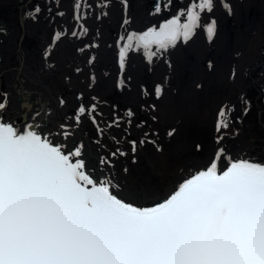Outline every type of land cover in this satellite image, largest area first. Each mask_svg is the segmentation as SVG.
<instances>
[{"label":"snow or ice","instance_id":"snow-or-ice-1","mask_svg":"<svg viewBox=\"0 0 264 264\" xmlns=\"http://www.w3.org/2000/svg\"><path fill=\"white\" fill-rule=\"evenodd\" d=\"M171 3L166 0L163 7ZM219 3L232 15L227 0ZM215 4L216 0H190L186 9L158 29L127 35L119 48L121 70L129 51L143 49L151 62L179 41L187 43L201 28L211 42L217 21L202 20ZM74 9H81V0H74ZM160 12L157 0L155 13ZM55 39H60L59 33ZM161 92L157 85V98ZM240 101L247 115L248 101L243 96ZM4 108L0 102V110ZM233 111L234 106L224 105L217 113V144L223 139L222 130L226 132L232 123ZM86 114L97 123L96 106L83 104L75 122L79 124ZM67 127L62 124L59 134L69 135ZM51 135L35 130L18 134L14 126L0 123V264H264V163L241 159L218 173L217 161L225 154L218 148L206 169L182 182L164 201L137 207L118 196L114 191L118 185L110 179L97 180L86 171L85 161L79 159L81 147L65 152L53 144ZM130 143L135 153L137 141ZM117 154L126 155L119 148L111 155ZM100 163L111 161L101 157Z\"/></svg>","mask_w":264,"mask_h":264},{"label":"bare ground","instance_id":"bare-ground-1","mask_svg":"<svg viewBox=\"0 0 264 264\" xmlns=\"http://www.w3.org/2000/svg\"><path fill=\"white\" fill-rule=\"evenodd\" d=\"M20 1L23 2L24 0H20ZM33 2L34 3L38 2V0H34ZM17 3L18 2H16L12 7L13 13L16 16V20H15V23H13V26L11 22L10 23L7 22L6 19H4V17L1 16V14L5 11L3 9H5V7L9 5L3 4L0 6V28L2 27L5 30L3 31V33L5 34L3 35L0 34V52H1L0 54L9 53L7 50L4 53L2 52L4 51L3 50L4 47L2 45L5 42H7L9 39L12 40L14 35H16L14 38V43H13V48H12V51H14L13 53L14 60L12 59V57H9L10 56L9 54L8 57H4V59L2 60L3 62H0V102L5 103V108L3 110H0V123H7L12 126H13V123L17 125L19 124L20 128L17 129V132L18 134H23L24 126L26 124L38 122L39 127L36 128V131H38L41 134H45V135L48 133H52V135L49 136V139L53 142L55 146H61L65 152L73 149L74 146L81 147L82 156L79 159H83L85 161L87 165L86 171L91 173L92 176H94L97 180L110 179L114 185H118V187L114 189V191L118 194V196L122 198L124 201L132 204L133 206H137V207H152L164 201L170 194H172L175 190L178 189V186L182 182L190 178L192 175L196 174L198 171L206 169L209 166L210 162L213 160L218 148H223L225 150V154L222 157V159L217 161L218 173L222 172L223 170H226V168L230 166L232 162H235L241 159L264 163V101L262 100V98H264V78H261L259 76V72L261 71L260 69L258 70V69H255L254 67L250 69L245 68L243 72L249 76V79L245 78L241 82L239 81L240 85H237V87L233 85L227 86V88H232V89L239 88L238 89L239 92L238 94H236L237 96L233 97V99L235 100L238 99L236 100L238 102L240 101L238 97L243 96L248 101L249 111L247 115H243L244 107L239 106V104L233 105L234 106V111H233L234 113L232 112L233 117L230 116V119L232 121V123L230 124V127L232 128L228 129L226 132L224 130L222 131L223 139L221 140L219 144H217L216 138L220 134H218L216 131H208L209 138H208L207 144L205 145L197 144L201 146L200 150L197 151V148H196L197 145L195 141L194 140L189 141L187 138L186 132L188 130L187 131H174L172 136L168 135L169 131H164L160 133L161 131L159 132V131L150 130V134L146 135L145 138H148V140L150 139L151 141L156 142V141H159V139H161L162 137H167L171 139L170 143L172 141L173 143L175 142V145L177 144L175 147L177 149H175V151H173L172 153L170 152L169 154H167L166 152H162V153L160 151L158 152L153 149L154 147H152V149L155 151L153 153L147 149V145H144V146L139 145L135 153H133L132 149L130 148V145H128V143L126 142L131 139V138L129 139L130 135H138V131L136 130L134 131H122V130L121 131H108L107 121H106L107 117L103 121L105 128L102 129V127L99 128L95 126L96 123L94 124L92 122V117L88 116L87 114L84 117H81L80 123L77 124L75 122V115L77 113L78 108L82 104L77 103L75 102V100H73L72 98L73 94L67 88L69 84H64V83L61 84L57 82L53 75L55 71L52 70L51 68H47V69L43 68L42 78L40 77V75L34 74V71L38 72L40 70L37 67L33 68L28 65V59L30 58L31 53H27V50L23 49L26 47L27 44H29V39H28L29 36L27 34V31L29 30L31 25H34V24L36 25L39 22H43L44 19H46V21L44 20L45 23L49 25L51 23L50 21L52 18L51 16H43V18H41L42 15L40 12H38L33 17V18H38V20H33V19L29 20L24 17L20 9H23L24 7L27 8L28 12L30 13V16H32L33 15L32 5L27 6L26 4L22 3L23 7L21 5L22 8L21 7L17 8V5H19ZM49 3H50V0H49ZM50 4H53V3L51 2ZM17 18L18 19L23 18V19L21 22L18 23ZM11 40L9 41V43H11L12 45ZM24 45L25 47H23ZM252 65L253 64H251V66ZM231 70H234V69H231ZM76 73L78 74L77 71ZM236 73L238 74V72ZM11 76L14 78L12 82L9 81ZM81 79H84V78L82 77ZM10 86H11V89H10ZM224 88H226L225 85H224ZM12 89L15 92L14 94L15 101L18 102L17 103L18 107L17 105L12 104V95L14 93V92L12 93ZM86 89H87V92H86L87 95H84L83 104H85V106L90 107L91 103L93 102L90 100L91 99L90 97L88 98L86 96L93 95L95 89L94 87H91V82L88 83ZM181 90L183 91V89ZM108 93L109 92L105 91V88H104L103 93L101 92L102 96L100 100L102 102L100 103V106L96 108V111L98 109V113L102 112V114H107V116H108V107L111 104V99L108 96ZM17 97H20V100L17 99ZM228 97L227 99H225L226 97L224 98L225 102H229L228 99H230L231 96L229 98ZM61 100L64 101L63 104H61ZM27 101L32 103L31 107L28 106ZM22 103H23V106H22ZM41 105L43 107H40ZM126 109L128 108L126 107ZM175 109L176 108H174V112L178 110V109L177 110ZM35 111H39V112L34 113ZM22 115H24L25 121L21 122L20 116ZM118 116H115V117H118ZM98 117L99 115L97 114L96 118ZM237 119H239L240 121L239 123L235 122ZM62 124L68 126L66 131H68L69 135L64 136V135L59 134L61 133ZM157 125H156V129H157ZM185 128H188V127H185ZM117 141H119V143H117ZM118 148L124 151L126 155L120 156L119 154H117L116 156H112L111 154L113 152H116ZM101 157H108L111 161L110 165L108 164L102 165L100 163ZM125 169H127V171H125Z\"/></svg>","mask_w":264,"mask_h":264},{"label":"flooded vegetation","instance_id":"flooded-vegetation-1","mask_svg":"<svg viewBox=\"0 0 264 264\" xmlns=\"http://www.w3.org/2000/svg\"><path fill=\"white\" fill-rule=\"evenodd\" d=\"M15 1L19 4L17 8L21 5L23 7V4L32 5V16L27 8H19L24 17L29 20H38L33 17L37 14L35 9L39 6L41 15H53V6L51 7L49 4L55 0H50V3L49 0H38L35 3L34 0H24L23 2L0 0V6L11 5ZM125 2L127 8H125ZM165 2L166 0H161V12L158 14L155 13L157 0H81L79 11L74 9V0H62V2L59 0L58 3H55V10L58 20L64 23L62 30L74 27V32H79L83 39L92 36L93 32L98 33L99 38L97 37L96 42H90L94 54L91 53L88 58L97 65L98 52L104 50L107 52L105 56L107 65L115 68L113 82L117 93L135 92L133 97H137L139 92L143 99L148 98L157 103L165 94L171 93V89L165 93L168 84L173 85L172 94L174 96L178 94L177 85L186 86L189 88L188 90H194L195 95L188 97L186 94L185 100L188 98L190 101L185 104L195 102L198 111L205 109L209 114V121L212 118H217L219 109L225 104H229L230 107L238 104L244 107L240 101H236L238 99H233L237 96L239 88L232 89L227 86L237 87L242 80L249 79V76L243 72L245 68L260 69L259 76L264 78V0H227L232 8V15H228L219 0H216L213 12L205 14L202 20V23H207L210 18L217 21L216 34L211 42L208 41L206 33L201 28L187 43L179 41L176 47L169 48L166 52L157 53L151 62L148 61L143 49L131 50L126 57L125 67L122 71L119 64V48L126 42L127 35L133 32L141 34L150 27L158 29L161 23L172 18L180 9H186L190 0H183L182 3L180 0H172L167 9L163 7ZM60 12H63L64 15H58ZM81 16L83 18H80ZM125 19L128 20L127 24L124 23ZM81 25L84 27L81 28ZM104 25L106 34L102 31ZM3 31L5 30L1 27V35L5 34ZM121 37L125 39H121ZM102 41H106V45H103ZM86 47L85 42L81 51L86 52ZM152 50L156 51L155 46ZM209 64L212 65L211 68H209ZM251 64L253 65L251 66ZM233 72H235L236 78L231 74ZM157 85L162 87L159 98L155 95ZM222 85H225L226 88ZM231 89L236 91L233 92ZM119 90L121 92H118ZM222 95H226L225 99L231 96L228 99L229 102H223L220 99ZM238 98L240 99V97ZM262 100L264 101V98ZM150 107L153 111L157 108L154 105H150ZM230 116L233 117L232 112ZM196 121L195 118L192 120L188 131H216L215 122H210L204 128L200 127ZM125 123L128 126V122ZM179 127L183 128V126ZM122 130L128 131L124 126Z\"/></svg>","mask_w":264,"mask_h":264},{"label":"rangeland","instance_id":"rangeland-1","mask_svg":"<svg viewBox=\"0 0 264 264\" xmlns=\"http://www.w3.org/2000/svg\"><path fill=\"white\" fill-rule=\"evenodd\" d=\"M56 2L58 3L59 0H56V1L52 2L53 4H49L51 7L53 6V9H54V11L52 12L53 15L51 16V18H52L51 21H50L51 23L49 25H47V23H45L46 19H44L45 21L43 20V22H39L36 25L35 24L31 25V27L27 31V34L29 36V38H28L29 39V44H27V45L25 44L26 47L24 45L23 47H25V48H23V49L27 50V53H31V56L28 59V65L30 67H33V68L37 67L40 71H38V72L34 71V74L40 75L41 78H42V75H43L42 74L43 68H46V69L47 68H51L52 70H54L55 72H54L53 75H54L55 80L57 82L61 83V84H63V83L64 84H69L67 88L73 94L72 98L77 103L83 104L84 95H87L86 87H87L88 83L91 82V87H94V89H95L94 90V94L95 95L94 94L91 95V96L88 95L86 97H88V98L90 97L91 98L90 100L93 102V103H91V106L92 105L96 106L98 104L96 106V108H98L100 106V103L102 102L100 100L101 96H102L101 92L103 93L104 88H105V91H108L110 93V94L108 93V96L111 99V104L108 107V116H107V114H102V112H100V111H99L100 113H98V109H97L96 113L99 115V117L96 118L97 123H96L95 126H97L99 128L102 127V129H104L105 125H104L103 121L107 117L106 121H107V129H108V131H121L123 126L127 127L128 131H134V130L138 131V135H130L129 139L130 138L131 139L126 142V143H128V145H130V148H131L130 141H137V144H138L137 148H138L139 145H141V144H139V141L144 140L145 143H143L142 145L143 146L147 145V149L149 151L154 153L155 152L154 150L157 151V146H159L161 153L162 152H166L167 154H169L170 152L172 153L173 151H175V149H177V148H175L176 145H177V144L175 145V142L173 143L171 141V143H170L171 139H169L167 137H162L161 139H159V141L153 142L150 139L148 140V138H145L146 137L145 133H147V135L150 134V130L151 131H159V132L161 131L160 133H162L164 131H171L173 129L175 131H187L188 128L191 126L192 120L194 118L197 120L196 121L197 124L200 127H204V128H206L208 126V124L210 122H212V121L215 122V123L217 122V118L216 117L212 118L209 121V114H207V111L205 109H203V111L202 110L198 111V109H196V107H195L196 103L192 102L191 104H185L186 102L190 101V99H188V98H186V100H185V95L186 94H187L188 97H193L195 95L194 90H188L189 88L186 87V86L177 85V89L179 88L178 89V94H177V96H174V94L169 92L170 91L169 89H171V92L173 91L172 90L173 89V85L168 84L167 85L168 89L165 91V93L166 92H169V93L165 94L164 97L160 98L157 103H155L156 102L155 100L152 101L151 99H148V98H146V99L144 98L143 99L140 96V93L137 90L138 88L136 89V91L139 94L137 97L136 96L133 97V95H135V92L129 93V94H127L125 92H122V94L121 93H117L115 91V88H114L115 84H114L113 78H112L113 74L115 73V71H114L115 68L113 66L106 65L107 64V60H105V56H106L107 52L105 50L98 52L97 65L94 64L91 61L90 58H88V56L91 55V53L94 54V52L92 51L90 42H96L97 37L99 38L98 33L93 32L92 36H88L85 39L82 38V36H81V34L79 32H76L77 33V35H76L77 37L73 36V35L70 36V34L75 31V28L72 27L71 29L62 30V28L64 26V23L61 20H58V16H57L56 10H55V3ZM61 2H62V0H61ZM15 3H16V1L12 2L11 5L6 6L5 9H3V10H5L4 11L5 13L3 12L2 14H4L5 16L1 14V16L4 17V19H6L7 22H9V23L11 22L12 23V26H13V23H15V20H16V16L13 13V10H12V7H13V5ZM49 15H50V13H49ZM41 18H43V15H42ZM102 31L106 34L105 25L103 26V30ZM57 33L60 34V39H58V40L55 39ZM15 36L16 35H14L12 40L9 39L7 42H5L2 45L4 47V49H3L4 51H2V52L4 53L7 50L9 53L8 54L7 53L0 54V62H3L2 60L4 59V57H8L9 54H10L9 57H12V59L14 60V56H13L14 51H12V48H13V43H14ZM105 38H107L106 35H105ZM10 40L12 42V45H11V43H9ZM85 42H86V45H87V47H86L87 51L86 52L85 51H81L83 46L85 45ZM82 43H83V45H82ZM102 44L106 45V41H102ZM94 46L95 45L93 44V47ZM78 50H79V52H77ZM112 70H113V72H112ZM76 71L78 72V74L76 73ZM106 72H108V73H106ZM73 73H75V74H73ZM87 76H89V77H87ZM80 77L81 78L83 77L84 79H81ZM62 78H64V79H62ZM218 78H219V76H218ZM12 80H14V78L11 76L9 81L12 82ZM137 83H138V81H137ZM81 86H83L84 88L81 87ZM222 87H224V85H222ZM10 89H11V86H10ZM82 89H84V90H82ZM181 89H183V91ZM13 92H14V90L12 89V93ZM83 92H84V94H83ZM118 92H121V90H119ZM14 94H15V92L12 95V104L13 105L14 104L17 105L18 102L15 101V95ZM225 97H226V95H222V97H220V99H222V101L225 102L224 101ZM176 99H177V101H176ZM163 101H165V102H163ZM184 101H186V102H184ZM152 104L154 106H157L155 111H153V109L150 107V105H152ZM83 105H85V104H83ZM114 105H115V107H114ZM163 106H164V108H163ZM17 107H18V105H17ZM126 107L129 110L126 109ZM165 107H166V109H165ZM211 107H213V106H211ZM174 108H176L175 110H177V109L178 110L176 112H174ZM193 109H195V110H193ZM128 111H131L134 114V115L131 116V118L127 115ZM38 112L39 111H35L34 113H38ZM120 112H122V113H120ZM111 114H113V115H111ZM160 115L161 116L165 115L166 117L165 116L161 117ZM115 116H118V117H115ZM44 117H46V116H44ZM204 118L206 120L208 118V120L206 121ZM118 119H120V120H118ZM114 121H119L118 125L113 123ZM125 121L128 122V126L126 125ZM200 122H201V124H200ZM110 124H112V127H109ZM147 124H148V126H147ZM155 124L156 125L158 124L157 125V129H156V125ZM177 124H179L180 126H183V128L180 129L179 125H177ZM185 127H188V128H185ZM122 131H125V130H122ZM207 132L208 131H194V132L187 131L186 133H187V138H188L189 141L190 140H194L196 145L197 144L205 145V144H207L208 138H209V132L208 133ZM149 143H150V145H149ZM152 147H154L153 148L154 150L152 149Z\"/></svg>","mask_w":264,"mask_h":264},{"label":"water","instance_id":"water-1","mask_svg":"<svg viewBox=\"0 0 264 264\" xmlns=\"http://www.w3.org/2000/svg\"><path fill=\"white\" fill-rule=\"evenodd\" d=\"M22 19H23V18L17 19V22H18V23L21 22ZM18 20H19V21H18ZM30 107H31V105H30ZM40 107H43V106L41 105ZM22 121H25V118L21 119V122H22ZM30 125H38V122H33V123H28V124H26V125L24 126V131H26V130H35V131H36V128L29 129V126H30ZM19 128H20V127H19Z\"/></svg>","mask_w":264,"mask_h":264}]
</instances>
